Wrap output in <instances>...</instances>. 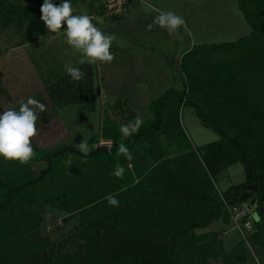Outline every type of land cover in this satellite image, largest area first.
I'll list each match as a JSON object with an SVG mask.
<instances>
[{"label":"trees","instance_id":"16d2710c","mask_svg":"<svg viewBox=\"0 0 264 264\" xmlns=\"http://www.w3.org/2000/svg\"><path fill=\"white\" fill-rule=\"evenodd\" d=\"M234 1L249 32L182 49L172 84L148 99L150 116L123 141L130 161L118 155L122 133L112 118L100 128L111 140L108 150L84 155L70 146L51 156L47 169L46 155L57 148L42 147L26 164L0 156V264H236L245 254L242 240L229 252L218 230L200 231L215 220L229 222L231 207L248 201L264 232V0ZM43 2L0 0V30L15 27L21 44L51 34L40 19ZM164 61L174 66V58ZM185 104L218 138L188 142ZM128 108L122 104L118 113L134 121ZM35 161L46 162L36 173ZM236 162L244 179L220 188L223 171ZM117 165L122 178L111 175ZM109 194L119 207L108 204ZM48 203L77 210L71 236L82 243L75 253L62 251L65 240L57 247L40 233Z\"/></svg>","mask_w":264,"mask_h":264},{"label":"rangeland","instance_id":"374dc122","mask_svg":"<svg viewBox=\"0 0 264 264\" xmlns=\"http://www.w3.org/2000/svg\"><path fill=\"white\" fill-rule=\"evenodd\" d=\"M13 1L27 3L31 0ZM72 1L79 2V0ZM157 1L160 5H164L167 11L174 12L186 21V27L181 26V37L176 42L178 49L177 47H171V50L168 51L161 46L164 51L156 45L146 50L148 56H146V61L148 62L146 63V61H143L144 55L141 56L137 52L136 43L124 38L116 28L119 24L112 19L111 23L108 24V30L104 31L106 35L113 36L111 48H116L115 50L110 48V51L114 54L110 69H115L116 71H111L114 80L112 83L107 82L108 85L103 83V79H101L103 75L102 68L100 70L97 62H95L91 65L86 63L84 64L86 65L85 67L84 65L80 66L82 68L79 67L81 71L83 70L85 76L83 80H80L81 85L75 86L70 75L65 71V65L68 63L72 65L79 61L81 54L66 42V37L61 33L57 36L61 43V45L59 44L60 52L51 53L43 48L44 51L40 50L41 52L36 53L37 57L36 55L28 56V46H25L27 57L12 52L14 54L11 56L13 58L10 59V61L13 60L12 69L14 73L22 77L21 81L24 83L21 87H27L21 93L25 95L28 93L27 90H31L29 95L22 100L26 102L28 97H32L46 106V111L44 112L37 110L36 127L39 135L31 138L35 154L42 150V147L55 149L60 148L62 144V146L69 145L76 148V145L81 140L87 141L90 150L101 141L111 142L109 137L100 136L102 119H116V123L119 126L130 122L118 113L119 106L122 104L129 106L126 113L133 115L134 118L140 117L144 120L150 116V109L147 107L148 99L156 97L165 87L172 84L173 78L171 79L170 74L175 68L178 69L179 53L186 43L190 45L192 41L207 42L233 39L250 30L249 24L245 21L234 0ZM96 15L95 19H93L95 26L98 27V23H102L101 26L104 28L107 24L106 22H109L107 21L109 16L105 15L104 20L101 14L96 13ZM101 30L103 29L101 28ZM183 30L188 32L187 40L184 39ZM20 38V33L15 27L0 30V65L2 64L5 50L15 48L13 51H16L19 48L18 46L21 45V43H18ZM46 41H50V39H41L40 42L43 44ZM30 46L36 49L40 47L38 41H33ZM153 53L159 56L157 60L153 59V57H156ZM165 53L167 54L166 56H169L166 59L168 58L170 62L171 58H174L173 67L169 62L164 61L166 59L162 55ZM147 67L150 69L145 73L144 69ZM143 74L144 76L145 74L150 76L152 82L144 81ZM133 75L142 78H138L135 81L132 79ZM76 84L78 83L76 82ZM47 85H50V92L55 90V93L59 96L56 97L57 95L54 93L56 96L54 98L52 96V99H46L47 102L45 103L43 93L47 92ZM2 86L4 87V83L0 77V88ZM20 101L18 97L17 99L15 97H0V114L9 107L18 111ZM180 117L187 140L193 146L218 138L217 132L204 125L189 104L182 106ZM41 134L43 139L40 136ZM95 135L96 140L94 142L90 141V138ZM45 165V161L31 163L35 173ZM223 176L222 180L219 181V187L222 189L230 183L243 180L242 164L240 162L232 164L224 172ZM254 207L255 204H251L248 201L237 203L230 209L229 216L231 218L229 222L219 219L200 229V231L208 229L218 230L217 239L221 238L226 251L229 252H233L234 246L242 240L244 248H246L245 254L236 258V264H264V232L262 228L257 226V222L256 224L253 222L254 219H257L256 215H250V211ZM245 212H247V215H244ZM42 213L44 220L40 227L41 234L48 235L50 239H54L56 246L59 244L58 242L65 240L62 251L68 255L80 249L82 240L71 236L79 220L77 210L73 213L66 212L48 203L44 206ZM242 216L247 217L242 220ZM255 231L259 233L257 237L252 235ZM236 254L238 255L239 252ZM211 261L215 260L212 258Z\"/></svg>","mask_w":264,"mask_h":264},{"label":"clouds","instance_id":"9594fccd","mask_svg":"<svg viewBox=\"0 0 264 264\" xmlns=\"http://www.w3.org/2000/svg\"><path fill=\"white\" fill-rule=\"evenodd\" d=\"M40 19L44 22L48 31L59 33L62 26L66 25L64 35L66 42L81 54L78 61L80 65L85 63L93 64L97 61L110 63L114 54L110 51L113 36L106 35L92 23V18L87 14L73 15V7L70 0H62L57 6L51 0H44L40 7ZM153 24L165 29L170 35L176 34L179 39L178 29L186 27L183 17L172 11L160 10L152 23L147 27L151 30ZM65 71L73 81L83 80L85 73L70 63L65 65ZM19 110L6 108L0 114V156L5 160H17L21 164L28 163L35 155L32 140L37 133L36 120L39 112L46 111V106L38 100L28 97L26 102L21 100ZM143 124L140 117H135L134 122L130 121L120 126L122 133L121 142L118 144V155H123L127 160L132 159V154L127 145L123 142L128 137L137 133ZM76 148L83 154L89 152V145L86 140H81ZM71 163V160H68ZM125 169L117 165L111 175L122 178ZM112 207H119V200L114 194L105 197Z\"/></svg>","mask_w":264,"mask_h":264},{"label":"crops","instance_id":"0c3cea01","mask_svg":"<svg viewBox=\"0 0 264 264\" xmlns=\"http://www.w3.org/2000/svg\"><path fill=\"white\" fill-rule=\"evenodd\" d=\"M100 1L101 0H79V2H75V1L70 0V3L73 7V13L72 14L73 15L87 14L92 18V23L95 25V23L93 22V19H95V16H97L96 13L101 14L105 20L106 14L100 9ZM140 1H142V2H140ZM140 1L139 0H131L130 7H129L128 11L125 13V15H123L119 19H113V18L108 17L109 19L108 20L106 19V20L109 22H106L107 24L104 27L105 29L103 28V26H101L102 23H98L97 28H99L100 30L102 28L103 30H101V31H103V32L107 31L109 28L108 24L111 23L112 19L116 20V22L119 24V25H117L116 28L118 29V31L120 32V34L124 38H126L127 40L129 39L132 42L134 41L136 43L137 52L139 54H141V56L144 55L143 61H146V58L148 57L146 50H148L152 47H155L156 45L159 46L162 50L165 49V50L169 51V50H171L170 49L171 47H174V48L177 47V49H178V44H176V42L181 37V33H180L181 27L178 29L179 39H177L176 34L170 35L165 29L159 27L158 25L153 24L151 30H149L147 27L149 24L152 23L153 19L155 18L156 15H158V12L160 10L167 11L166 7L162 4L160 5L157 0H140ZM65 29H66V25L62 26L59 33L46 34L45 36L34 40V41H38V44L40 45V47L38 49H36L35 47L32 48L30 45L33 41H30V42H26V43L19 45L18 46L19 48L17 47L18 49L16 51H13V50H15V48H12L11 50H9V49L5 50V52L3 51L4 52V54H3L4 58H3V61L1 62L2 64L0 65V70H1L0 71V74H1L0 77L4 83V87L2 86L4 89L2 87L0 88V97H2V96H5L6 98L7 97H9V98L15 97L16 99L18 97V99L22 100L24 97H27L29 95V93L31 92V90H29V91L27 90L28 93H26L25 95H23L24 93H21L27 87H24V88L21 87L24 82L21 81L22 77L18 76L17 73H14V71L12 69L13 60L10 61V59L13 58L11 56L19 53V55L22 54L24 57L25 56L27 57V51H26L27 49L29 50L28 56L29 55L35 56L36 53L39 52L40 50L44 51L43 48H45L46 51H49L51 53H55L57 51L60 52L61 50L59 48V44L61 45V43L57 39V36L60 33L62 35H64ZM187 33H188L187 30H183L182 34L185 36V38H184L185 40H187V37H188ZM41 39H46V40L50 39V41H46V43L41 44V42H40ZM185 45L189 46V44L187 45V43ZM185 45L183 46L184 48L186 47ZM25 46H28L27 49L25 48ZM161 46L164 47V49ZM56 48H57V50H56ZM111 49L115 50L116 48H111ZM125 51H127V49H125ZM181 51H180V53H181ZM12 52H15V53L12 54ZM180 53H179V55H180ZM153 54L156 56V57H153V59L157 60L159 56L155 53H153ZM153 54H151V55H153ZM166 55L167 54L165 53L162 56L168 57ZM36 57H37V55H36ZM110 63H102V62L97 61V64H98V67H100V70L102 68V74L103 75H102L101 79H103V83H105V85H108L107 82L112 83V81L114 80V77H113V74L111 71L114 72L116 70L110 69L111 68ZM146 63H148V62L146 61ZM72 65L76 66L78 68L80 66H82L78 63V61L73 63ZM149 65H150V63H149ZM85 66L86 65H84V67ZM80 68H82V67H80ZM148 69H150V68L149 67L145 68L144 72L147 73ZM30 74H31V72H30ZM19 78H20V80H19ZM138 78H142V77H136L134 75L132 76V79L135 81ZM143 79H144V81L147 80V82H152L151 81L152 78L150 76H146V74H145V76L143 74ZM36 80H37V78H36ZM26 82H28V81H26ZM73 82L75 83V86L81 85V83H80L81 81H79V82L73 81ZM76 82L78 84H76ZM91 82H92V80H91ZM60 84H57V85H60ZM49 87H50V85L46 86L47 92L45 93L43 91L44 92L43 97L48 96L49 92L51 91V88H49ZM54 91L55 90H53V92H51V94H53V97L56 96V95H54V93H55ZM58 96L59 95H57L56 97H58ZM230 166H228L223 171L221 180L224 177L223 176L224 172H226Z\"/></svg>","mask_w":264,"mask_h":264},{"label":"built area","instance_id":"2783aa9c","mask_svg":"<svg viewBox=\"0 0 264 264\" xmlns=\"http://www.w3.org/2000/svg\"><path fill=\"white\" fill-rule=\"evenodd\" d=\"M131 0H101L100 8L107 16H122L130 6Z\"/></svg>","mask_w":264,"mask_h":264},{"label":"water","instance_id":"95a60500","mask_svg":"<svg viewBox=\"0 0 264 264\" xmlns=\"http://www.w3.org/2000/svg\"><path fill=\"white\" fill-rule=\"evenodd\" d=\"M109 144H110V142H108V141H101L100 143L96 144L95 147H93L91 150H89L87 155H91V154H93V153H95L97 151H101V150H108ZM67 147H70V146L64 145V146H61L60 148H57L56 150L51 151L50 153H48L46 155L47 166L45 167V169H47L50 166V158H51V156H53L56 152H58L60 150L66 149ZM75 150L78 153L83 154L78 149L75 148Z\"/></svg>","mask_w":264,"mask_h":264},{"label":"flooded vegetation","instance_id":"af4514ba","mask_svg":"<svg viewBox=\"0 0 264 264\" xmlns=\"http://www.w3.org/2000/svg\"><path fill=\"white\" fill-rule=\"evenodd\" d=\"M54 92H55V91H54ZM55 94H56V93H55ZM56 95H57V94H56ZM48 96H49V97H48ZM48 96L43 97L45 103L47 102L48 99H50V98L53 96V94H51V92H49ZM53 98H54V97H53ZM46 99H47V100H46ZM51 99H52V98H51ZM38 121H40V120H38ZM37 135H39V134H37ZM40 136H41V138L43 139V135L41 134ZM40 136H39V138H40ZM68 146H69V145H68ZM72 147H75V146H72Z\"/></svg>","mask_w":264,"mask_h":264}]
</instances>
